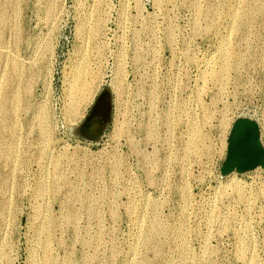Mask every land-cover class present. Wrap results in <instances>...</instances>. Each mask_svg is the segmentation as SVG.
Wrapping results in <instances>:
<instances>
[{
    "label": "rangeland",
    "instance_id": "1",
    "mask_svg": "<svg viewBox=\"0 0 264 264\" xmlns=\"http://www.w3.org/2000/svg\"><path fill=\"white\" fill-rule=\"evenodd\" d=\"M246 1L0 0V264H264V0Z\"/></svg>",
    "mask_w": 264,
    "mask_h": 264
},
{
    "label": "bare ground",
    "instance_id": "2",
    "mask_svg": "<svg viewBox=\"0 0 264 264\" xmlns=\"http://www.w3.org/2000/svg\"><path fill=\"white\" fill-rule=\"evenodd\" d=\"M220 1V0H219ZM222 1V0H221ZM247 2V5H246V8L244 9L245 10V15H246V17H248V18H250L253 14L255 15V11L257 10V11H260V10H258L257 8H261V7H257L256 5L257 4H255V1H253V0H247L246 1ZM219 3V2H218ZM263 3V2H262ZM3 4V3H2ZM216 4V3H215ZM264 5V4H263ZM212 6V5H211ZM243 6H245L244 4H243ZM215 8L217 9V6H215ZM230 8V7H229ZM239 8V7H238ZM237 8V10H241L242 9V7H240L241 9H238ZM200 9V8H199ZM222 9V8H221ZM234 9H236V7L234 8ZM4 10H6V9H4ZM209 10V9H208ZM210 10H212V9H210ZM220 10V9H219ZM230 10V9H229ZM264 10V9H263ZM3 11V10H2ZM215 11V10H214ZM256 11V12H257ZM202 12V11H201ZM216 12V11H215ZM230 12V11H229ZM232 12V11H231ZM241 12V11H240ZM239 12V13H240ZM196 13V12H195ZM198 13V12H197ZM203 13H205L204 11H203ZM233 13H234V11H233ZM199 14V13H198ZM231 14V13H230ZM242 14V13H241ZM258 14V13H257ZM262 14H263V12H262ZM261 13H260V15H262ZM10 15V14H9ZM202 15V14H201ZM208 15V14H207ZM211 15V14H210ZM3 16H5L4 15V13L3 12H0V20L3 18ZM196 16V15H195ZM205 16V15H204ZM242 16V15H241ZM239 14L238 15H236L235 16V14H234V18H233V20H232V23L231 24H229V27L231 26V29L228 27V33H229V31H233V29L234 30H239V29H241V27H242V25L245 23L244 21V19L242 18V17H244V16H242L241 17ZM256 16V15H255ZM258 16V15H257ZM9 17V16H8ZM210 17V16H209ZM220 17V16H219ZM5 18V17H4ZM3 18V19H4ZM15 18V17H14ZM198 18V17H197ZM229 18V17H228ZM247 18V19H248ZM252 18V17H251ZM260 18V17H259ZM2 19V20H3ZM10 19V18H9ZM12 19V18H11ZM230 19V18H229ZM228 19V20H229ZM246 19V18H245ZM264 19V18H263ZM262 19V20H263ZM250 20V19H249ZM6 21V20H5ZM3 22V21H2ZM11 22V21H10ZM209 22V21H208ZM248 22V21H247ZM253 22H254V20H253ZM198 23V22H197ZM199 24V23H198ZM3 25V24H2ZM1 26V25H0ZM228 26V25H227ZM244 26H245V24H244ZM208 27V26H207ZM170 29V28H169ZM208 29V28H207ZM211 29V28H210ZM2 31H3V29H2ZM210 31V30H209ZM208 31V32H209ZM235 33H236V31H235ZM245 33V32H244ZM18 34V33H17ZM237 35V34H236ZM243 35V34H242ZM245 35V34H244ZM234 36V35H233ZM229 37V36H228ZM227 37V39H226V42H228L227 40H230L229 38ZM247 37H249V36H247ZM233 38V37H232ZM243 38V37H242ZM264 38V37H263ZM225 39V38H224ZM236 39V38H235ZM241 39V38H240ZM249 39H250V37H249ZM0 40H1V31H0ZM3 40V39H2ZM4 40H6L5 38H4ZM239 40V39H238ZM237 40V41H238ZM247 40H248V38H247ZM246 41V40H245ZM6 42V41H5ZM225 42V43H226ZM244 42V41H243ZM247 42H245V44H246ZM233 44H234V42H233ZM237 44H239V41H238V43ZM4 45V44H3ZM223 45V44H222ZM264 45V44H263ZM227 46H230V45H224V47H223V50H222V53H221V63L220 64H222V66L220 67L221 68V74H224V76H225V71H229V70H233V69H235V68H237L236 66V59H235V57H231V50H229V47L227 48ZM232 46V45H231ZM234 46V45H233ZM237 46V45H236ZM240 46V45H239ZM239 46H237V48L239 47ZM3 47V46H2ZM1 47V48H2ZM7 47V46H6ZM235 47V46H234ZM5 48V47H4ZM16 48V47H15ZM236 48V47H235ZM263 49H264V47H263ZM2 50V49H1ZM8 50V49H7ZM235 50V49H234ZM3 51V50H2ZM13 51V50H12ZM239 51V50H238ZM11 52V51H10ZM264 52V51H263ZM0 53H1V51H0ZM234 53H235V51H234ZM238 53V52H237ZM242 53V52H241ZM2 54V53H1ZM0 54V57L2 56ZM9 54V53H8ZM12 54V53H11ZM240 54V53H239ZM16 55V54H15ZM189 55V54H188ZM9 56V55H8ZM13 56H14V54H13ZM235 56H238V58H239V55H235ZM244 56V55H243ZM11 57V56H10ZM188 57V56H187ZM241 57V56H240ZM8 58V57H7ZM13 58V57H12ZM11 58V59H12ZM189 58H191V57H189ZM244 58V57H243ZM40 59V58H39ZM4 60H5V58H4ZM3 60V61H4ZM17 60H19L20 61V58L19 59H17ZM220 60V59H219ZM239 60V59H238ZM241 60H243V59H241ZM240 60V61H241ZM246 60V59H245ZM16 61V60H15ZM11 62L13 63V59L11 60ZM1 63V62H0ZM17 63V62H16ZM31 64V63H30ZM237 64H238V62H237ZM5 65V64H4ZM3 65V66H4ZM8 65V64H7ZM12 65V64H11ZM14 65V64H13ZM20 65H22V64H20ZM29 65V64H28ZM32 65V64H31ZM30 65V67H32ZM18 66V65H17ZM26 66H27V64H26ZM84 65H82V67H83ZM2 67V66H1ZM15 67V66H14ZM22 68H23V66H21ZM19 68V67H18ZM9 69V68H8ZM17 69V68H16ZM85 69V68H84ZM83 69V70H84ZM218 68H216V70H217ZM3 70H4V68H3ZM77 70V69H76ZM215 70V69H214ZM214 70H212L213 72H214ZM7 71V70H6ZM5 71V72H6ZM21 71V70H20ZM82 70H80V72H81ZM119 71V70H118ZM22 72V71H21ZM20 72V73H21ZM120 72H121V70H120ZM73 73H75V72H73ZM79 73V72H78ZM87 72H85L84 74H86ZM119 73V72H118ZM2 74H3V72H2ZM1 74V75H2ZM80 74V73H79ZM83 74V73H82ZM120 74V73H119ZM211 74V73H210ZM215 74V73H214ZM75 75V74H74ZM219 75V74H218ZM229 75V74H228ZM7 76V75H6ZM6 76H4V77H6ZM21 76V75H20ZM76 76V75H75ZM216 76V75H215ZM3 77V78H4ZM79 77V76H78ZM78 77H76V78H78ZM82 77V76H81ZM83 77H86V75H84ZM217 77V76H216ZM18 78V77H17ZM215 78V77H214ZM81 79V78H80ZM216 79V78H215ZM219 79V78H218ZM7 80V79H6ZM78 81H79V79H77ZM217 80V79H216ZM71 81H72V79H71ZM70 81V82H71ZM75 81V80H74ZM3 82V81H2ZM7 82V81H6ZM15 82V81H14ZM13 82V83H14ZM85 83H82V85L81 86H78L76 83H75V85H72L73 87H72V89H70L73 93H76V92H80L79 94H76V95H74L73 93H72V95H73V98H71V100H72V105H73V107L74 108H77V106L79 105V102L81 101V99H84L83 97L86 95V92H88V90H89V86H91L90 84H89V82H87V81H84ZM18 83H19V81H18ZM28 83V82H27ZM78 83V82H77ZM71 84V83H70ZM0 85H2V84H0ZM18 87V86H17ZM23 87V86H22ZM27 87V86H26ZM25 87V88H26ZM29 87V86H28ZM10 88V87H9ZM14 89V88H13ZM15 89H17V88H15ZM69 90V91H70ZM13 91V90H12ZM16 91V90H15ZM19 91H21V90H19ZM90 91V90H89ZM17 92V91H16ZM15 92V93H16ZM149 92V91H148ZM19 93V92H18ZM14 94V93H13ZM88 94V93H87ZM27 95V94H26ZM78 95V96H77ZM14 96V95H13ZM16 96V95H15ZM17 96H18V94H17ZM24 96H25V94H24ZM29 96V95H28ZM70 96H71V94H70ZM72 97V96H71ZM87 97V96H86ZM14 98V97H13ZM12 98V99H13ZM17 99V98H16ZM20 100V99H19ZM70 100V101H71ZM13 101V100H12ZM24 101V100H23ZM10 103V102H9ZM8 103V104H9ZM16 103V102H15ZM20 104V103H19ZM2 106V105H1ZM15 106H17L16 104H15ZM14 106V107H15ZM2 108V107H1ZM18 108V107H17ZM24 108H25V106H24ZM26 108H28V107H26ZM16 109V108H15ZM17 110V109H16ZM16 110H15V112H16ZM26 110V109H25ZM29 110V109H28ZM28 112V111H27ZM40 115V114H39ZM42 115V114H41ZM40 115V116H41ZM170 115V114H169ZM11 117H12V115H11ZM171 118V117H170ZM17 123V122H16ZM42 120H41V118H40V126H41V129L43 130L44 128H43V126H42ZM38 126V125H37ZM5 129H6V127L5 126H3ZM38 129H40L39 128V126H38ZM42 130H40V131H42ZM43 131H45V130H43ZM16 132V131H15ZM6 133V132H5ZM8 133V132H7ZM40 133V132H39ZM189 133H191V137L189 138L190 139V141H189V148L190 147H193L192 149H197V147H196V145H197V143H198V141H200L201 139H200V132H199V130H198V127L197 128H195V129H193V130H190V132ZM43 134H45V132L43 133ZM42 134V135H43ZM1 136V135H0ZM46 136V135H45ZM3 137V136H2ZM40 137H41V135H40ZM43 138H45V137H43ZM42 138V139H43ZM201 138H202V136H201ZM6 139V138H5ZM40 140V139H39ZM9 141V140H8ZM7 141V142H8ZM11 141V140H10ZM234 142H235V140H233ZM2 142V141H1ZM6 142V141H5ZM5 142H3V144L5 143ZM12 143H14L13 141H11ZM20 142V141H19ZM41 142H43L42 140H41ZM203 142V141H202ZM202 142H201V145H202ZM9 143V142H8ZM7 143V144H8ZM17 143V142H16ZM25 143V142H24ZM188 143V142H187ZM236 143V142H235ZM6 144V145H7ZM131 144V143H130ZM233 144V143H232ZM231 144V146L229 147V165H231L234 161H235V159L239 156V153H238V151L236 150V148L235 147H233L234 145H232ZM5 145V144H4ZM9 145V144H8ZM11 145H14V144H11ZM25 145V144H24ZM23 144H22V146H24ZM28 145V144H27ZM31 145V144H30ZM204 145V144H203ZM15 146V145H14ZM17 146V145H16ZM15 146V147H16ZM20 146V145H19ZM26 146V145H25ZM32 146H33V144H32ZM31 147V146H30ZM194 147H196V148H194ZM3 148V147H2ZM24 148V147H23ZM22 148V149H23ZM5 149V148H4ZM16 149V148H15ZM18 149H20V148H18ZM26 150V149H25ZM185 150V149H184ZM188 149H186V151H187ZM191 150V149H190ZM190 150H188V152L190 151ZM0 151H3L2 149L0 150ZM6 151V150H5ZM14 151V150H13ZM20 151V150H19ZM19 151H16V152H19ZM23 151V150H22ZM28 151V150H27ZM192 151H194V150H192ZM7 152V151H6ZM24 152V151H23ZM32 152V151H31ZM197 152V151H196ZM1 153V152H0ZM8 153V152H7ZM14 153V152H13ZM193 153V152H192ZM2 154V153H1ZM23 154V153H22ZM26 154V153H25ZM194 154H196V153H194ZM3 155V154H2ZM24 155V154H23ZM4 157V161H5V155H3ZM7 156V155H6ZM8 156H11V154L9 155V153H8ZM25 156V155H24ZM23 156V157H24ZM13 157V156H12ZM12 157H11V159H12ZM9 158V157H8ZM10 159V160H11ZM9 160V161H10ZM12 162V161H11ZM6 163V162H5ZM4 163V164H5ZM243 163V162H242ZM244 163H246V162H244ZM243 163V164H244ZM9 165V164H8ZM5 166V165H4ZM4 168V167H3ZM55 168V167H54ZM1 183V182H0ZM3 186V185H2ZM56 186V185H55ZM58 188V187H57ZM234 189H236V187H234ZM232 190H233V188H232ZM54 191V190H53ZM241 191V190H240ZM239 191V192H240ZM56 192V191H55ZM54 192V193H55ZM238 192V191H237ZM76 194V193H75ZM78 195V194H77ZM243 195V194H242ZM33 196V195H32ZM77 197H79V196H77ZM77 197H74V198H76L77 199ZM87 197V196H86ZM244 197V196H243ZM243 197H242V199H243ZM240 198H241V194H240ZM73 199V198H72ZM71 200V199H70ZM73 200H75V199H73ZM73 200H71V201H73ZM87 200V199H86ZM71 203V202H70ZM86 206V205H85ZM88 206V205H87ZM89 209V208H88ZM152 209H153V207H152ZM73 217H74V215H72ZM213 218V217H212ZM211 218V219H212ZM73 219V218H72ZM71 220V219H70ZM151 221V220H150ZM149 221V222H150ZM153 222V221H152ZM153 224H156L157 225V223H153ZM152 224V225H153ZM160 225V223H158V226ZM154 226V225H153ZM152 227V226H151ZM157 227V226H156ZM161 228V227H160ZM160 228L158 227V229L160 230ZM168 228V227H167ZM166 228V229H167ZM162 229V228H161ZM164 229V228H163ZM148 230V229H147ZM158 230V231H159ZM177 230V229H176ZM151 231V230H150ZM157 231V230H156ZM164 231V230H163ZM167 231H168V229H167ZM171 232H172V230H170ZM169 232V231H168ZM168 232H167V234H168ZM177 232V231H176ZM149 233V232H148ZM151 233V235H152V231L150 232ZM149 233V234H150ZM166 233V232H165ZM149 234L147 235L148 237H149ZM175 234V233H174ZM178 234V233H177ZM156 236V235H155ZM181 236V235H180ZM176 237V236H175ZM179 237V236H178ZM151 237H149V239H150ZM154 238V237H153ZM156 238V237H155ZM180 238V237H179ZM46 240V239H45ZM155 240V239H154ZM151 241H153V240H151ZM45 242V241H44ZM46 243H48L47 241H46ZM46 243H44L45 245H44V247H45V251H44V253L45 252H47L48 253V250L50 249H48V245L46 244ZM50 244V243H49ZM144 245H145V243H144ZM179 245V244H178ZM243 245V244H242ZM166 246V245H165ZM176 245H174V247H175ZM50 247H51V245H50ZM182 247V246H181ZM243 247V246H242ZM153 248H155V247H153ZM152 247L150 248V249H153ZM160 248V247H159ZM163 248V247H162ZM179 248V247H178ZM177 247H176V249H178ZM44 249V248H43ZM181 249V248H180ZM156 251H158V249L156 248L155 249ZM175 250V249H174ZM179 250V249H178ZM243 250V249H242ZM166 251V250H165ZM155 253H157V252H155ZM93 254V253H92ZM95 254V253H94ZM45 254H43V256H44ZM158 255V254H157ZM155 256V255H154ZM159 256V255H158ZM161 256V255H160ZM159 256V257H160ZM164 256V255H163ZM37 258V257H36ZM41 258V257H40ZM39 258V259H40ZM142 258H144V257H142ZM141 258V259H142ZM154 258V257H153ZM162 258V257H161ZM49 259H51L50 258V256H49ZM49 259H48V261H49ZM145 259V258H144ZM165 259V258H164ZM34 260H36V259H34ZM44 260H45V258H44ZM47 260V259H46ZM54 260V259H53ZM52 260V261H53ZM161 260V259H160ZM159 260V261H160ZM42 261V260H41ZM52 261H49V262H52ZM141 260H139V262H140ZM145 261V260H144ZM163 261V260H162ZM55 263H56V261H54ZM41 264H44L43 262H40ZM48 263V262H47ZM54 263V264H55ZM134 263H136V264H138V262L137 261H135ZM142 263H143V261H142ZM141 263V264H142ZM166 263V262H165ZM177 263V262H176ZM181 263V262H180ZM46 264V263H45ZM52 264V263H51ZM144 264V263H143ZM146 264V263H145ZM160 264V263H159ZM191 264H196V262H195V260H193L192 261V263Z\"/></svg>",
    "mask_w": 264,
    "mask_h": 264
},
{
    "label": "water",
    "instance_id": "3",
    "mask_svg": "<svg viewBox=\"0 0 264 264\" xmlns=\"http://www.w3.org/2000/svg\"><path fill=\"white\" fill-rule=\"evenodd\" d=\"M240 123V126H248L249 124H247L246 121H242V122H239ZM244 154V153H243ZM238 165L241 164L243 161L241 159H239L238 161ZM244 163V162H243Z\"/></svg>",
    "mask_w": 264,
    "mask_h": 264
},
{
    "label": "flooded vegetation",
    "instance_id": "4",
    "mask_svg": "<svg viewBox=\"0 0 264 264\" xmlns=\"http://www.w3.org/2000/svg\"><path fill=\"white\" fill-rule=\"evenodd\" d=\"M244 161V160H243Z\"/></svg>",
    "mask_w": 264,
    "mask_h": 264
}]
</instances>
